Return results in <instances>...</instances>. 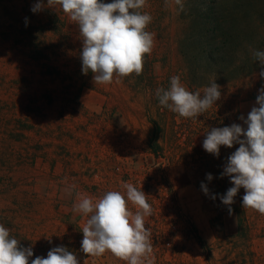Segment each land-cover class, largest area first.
<instances>
[{"label":"rangeland","instance_id":"obj_1","mask_svg":"<svg viewBox=\"0 0 264 264\" xmlns=\"http://www.w3.org/2000/svg\"><path fill=\"white\" fill-rule=\"evenodd\" d=\"M189 1L146 0L141 11L151 15L146 30L155 36L143 72L103 85L82 72V37L61 6L41 0L33 13L38 0H0V224L32 249L29 264L60 246L79 264H127L110 252L85 256L87 217L73 211L77 193L98 199L126 193L124 183L144 191L152 206L145 227L154 264H264V215L242 207L243 188L230 206L220 199L234 186L221 173L239 144L221 146L219 156L202 146L213 128L246 130L240 117L258 107L264 68L223 82L212 73L221 69L207 65L221 98L198 117H180L157 96L173 76L201 96L210 86H200V67L185 54L192 32L181 15Z\"/></svg>","mask_w":264,"mask_h":264},{"label":"clouds","instance_id":"obj_2","mask_svg":"<svg viewBox=\"0 0 264 264\" xmlns=\"http://www.w3.org/2000/svg\"><path fill=\"white\" fill-rule=\"evenodd\" d=\"M48 6L59 5L69 18L76 22L82 37V72L93 74L97 84H111L114 76H137L143 72L144 57L154 47V33L147 31L152 17L142 12L146 0H47ZM181 4V0H176ZM182 6V5H181ZM44 5L41 0L31 8L39 12ZM27 26V18L25 20ZM254 57L264 68V51H255ZM264 78V70L260 72ZM159 103L183 118L198 117L221 98L220 86L215 80L206 87L203 95L193 93L173 76L168 90L158 89ZM257 106L252 107L239 124L213 128L203 141V149L219 156L220 147L238 149L227 160L221 177L228 176L234 185L220 199L224 205L234 203L240 188L245 190L242 207L264 215V87L256 97ZM241 137H244L241 139ZM207 180L213 179L207 174ZM126 193L107 191L101 198L77 193L73 211L87 217L82 226L81 252L85 256L99 258L110 252L127 264H154L151 232L145 227V217L152 214V206L144 191L132 183H124ZM75 187L74 185L72 186ZM204 193L208 188L201 184ZM213 199L216 197L213 196ZM132 205L135 212L129 207ZM231 212V208H229ZM32 249L23 248L15 238H10L9 229L0 224V264H29ZM31 264H79L73 251L64 246L55 247L47 257H36Z\"/></svg>","mask_w":264,"mask_h":264},{"label":"trees","instance_id":"obj_3","mask_svg":"<svg viewBox=\"0 0 264 264\" xmlns=\"http://www.w3.org/2000/svg\"><path fill=\"white\" fill-rule=\"evenodd\" d=\"M181 19L192 32L185 54L190 66L200 67V86L211 85L207 65L221 69L212 73L223 82L251 75L259 67L254 52L264 51V0H190ZM159 133L156 126L154 138ZM150 147L155 149L154 144Z\"/></svg>","mask_w":264,"mask_h":264}]
</instances>
